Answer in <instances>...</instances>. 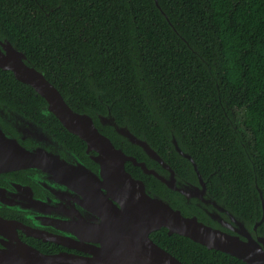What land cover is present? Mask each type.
Returning <instances> with one entry per match:
<instances>
[{"label": "trees", "instance_id": "obj_1", "mask_svg": "<svg viewBox=\"0 0 264 264\" xmlns=\"http://www.w3.org/2000/svg\"><path fill=\"white\" fill-rule=\"evenodd\" d=\"M158 3L0 0V38L24 51L70 106L105 126L116 145L129 140L102 124L100 114L110 112L158 149L181 179L197 183L174 136L194 157L211 197L254 223L263 215L255 180L264 198V0ZM0 105L66 133V145L79 158L86 154V142L46 112V99L1 67ZM143 179L152 194L183 212L181 193L168 198L158 192L170 189L158 178ZM151 237L186 264H248L166 227Z\"/></svg>", "mask_w": 264, "mask_h": 264}, {"label": "water", "instance_id": "obj_2", "mask_svg": "<svg viewBox=\"0 0 264 264\" xmlns=\"http://www.w3.org/2000/svg\"><path fill=\"white\" fill-rule=\"evenodd\" d=\"M156 2L159 4L158 0ZM0 67L13 71L18 80L30 84L43 96L47 101L46 112L55 114L70 132L82 138L89 151L95 150L97 154L94 158L99 163L98 173L95 174L76 156V163L71 165L45 150L30 151L19 145L14 138L1 137L0 171L33 167L57 176L61 173L63 178L70 176L73 181L76 179L78 187L88 186L85 193L81 190L84 196H88L86 194L90 193L91 186H95L98 191L107 189L112 197L108 202L113 210L112 219L106 221L98 231L106 236L100 240L102 246L98 247L93 256L69 252L44 253L19 237L16 231L19 226L17 221L0 215V234L3 236L0 241V264H186L152 239L151 232L163 227L168 229L169 234L187 236L208 248L236 256L248 264H264V231L261 230L264 222V198L257 180L255 184L262 198L263 215L250 224L211 197L194 157L181 148L175 138L172 142L176 150L192 162L199 178V186L181 179L177 171L165 162L147 140L137 137L127 126L120 125L110 112L100 114L102 124L112 126L118 134L140 145L146 154L158 159L169 170V174L164 175L148 168L144 162H137L146 173L154 175L168 188L180 192L190 202L194 201L213 223L206 222L195 214L185 215L164 197L148 191L144 181L134 178L125 169V161H135V158L127 156L121 148L116 147L111 138L99 130L91 115L75 111L45 73L31 65L26 53L8 39L0 38ZM17 113L21 118L16 119L29 120ZM29 122L37 124L32 120ZM37 132H42L43 135L48 133L43 128ZM6 204L9 205V202L6 201ZM221 212L228 214V224ZM124 222L125 228L122 229ZM34 234L68 244L59 235L45 236L43 231ZM76 243L80 244L79 241Z\"/></svg>", "mask_w": 264, "mask_h": 264}, {"label": "flooded vegetation", "instance_id": "obj_3", "mask_svg": "<svg viewBox=\"0 0 264 264\" xmlns=\"http://www.w3.org/2000/svg\"><path fill=\"white\" fill-rule=\"evenodd\" d=\"M18 117L20 116L16 110L0 105V139L1 137L4 139L14 138L25 149L30 151L45 150L52 155L60 157L64 163L71 165L76 163L75 156L78 157V154L66 145L70 136L67 137L66 133L59 136L46 125L43 127L40 124H30V120H18L16 119ZM42 128L48 133L43 135L42 132H37V130H42ZM98 128L108 136L105 126L100 125ZM173 138L175 137L172 136V141ZM120 142L121 145L113 143L116 147L121 148L127 156L135 158V161L132 159L125 161V169L134 178L145 182L143 179L144 175H152L146 173L137 162L146 163L148 168L154 169L160 174H169V170L158 159L149 155L147 157L140 145L138 146L130 141H125L124 143L123 140H120ZM84 150L86 154H82V157L86 159L82 162L94 173H98L99 163L94 158L97 152L95 150L89 151L87 143ZM162 157L164 158V156ZM164 160L173 167L165 158ZM59 174L60 176H57V174L33 167H20L18 169L0 171V215L17 221L19 226H17L16 231L19 237L44 253L69 252L93 256L98 247L102 246L100 240H103L104 236H106V234L98 232L101 230L100 227L105 225L106 221L112 219L113 210L108 202L112 197L107 189L100 188L103 192L101 193V190L98 191L95 186H91L90 193L86 194L88 196H84L81 190L84 191L88 186L79 185L78 187L76 179L73 181L72 177L63 178V175ZM196 180L195 178L192 181ZM193 184L199 186L200 182L198 180L197 183ZM147 190L149 191V189ZM158 192H163L162 194L168 198L174 199L178 197V194L173 189L163 190L159 188ZM105 195H107L106 199ZM6 201L9 202V205L6 204ZM117 204L119 205L118 202ZM182 210L186 215L195 212L205 219L204 221H211L203 210L191 205L190 200H187L186 205H182ZM221 215H223L222 217L226 219L223 220L228 224V214L221 212ZM91 228L92 230L90 231ZM121 228H125V222ZM262 229L264 228L262 227ZM39 231H43L45 236L49 234L59 235L68 244L44 239L34 234V232L37 233ZM1 239H3V236L0 234V241ZM77 241L80 244H77Z\"/></svg>", "mask_w": 264, "mask_h": 264}]
</instances>
